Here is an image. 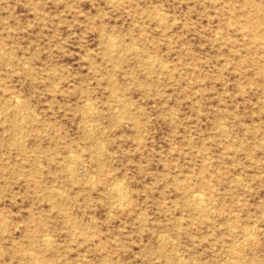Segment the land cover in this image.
<instances>
[{"label": "rangeland", "instance_id": "1", "mask_svg": "<svg viewBox=\"0 0 264 264\" xmlns=\"http://www.w3.org/2000/svg\"><path fill=\"white\" fill-rule=\"evenodd\" d=\"M0 264H264V0H0Z\"/></svg>", "mask_w": 264, "mask_h": 264}, {"label": "bare ground", "instance_id": "2", "mask_svg": "<svg viewBox=\"0 0 264 264\" xmlns=\"http://www.w3.org/2000/svg\"><path fill=\"white\" fill-rule=\"evenodd\" d=\"M115 44V43H114ZM114 189V188H113ZM121 191V190H120ZM115 192H116V190H115ZM117 196V195H116ZM120 196V195H119ZM196 196V199H195V201H198V202H200V201H202L201 199H203V198H201L200 197V195H195ZM195 198V197H194Z\"/></svg>", "mask_w": 264, "mask_h": 264}]
</instances>
